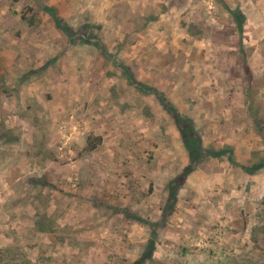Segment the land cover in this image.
<instances>
[{
  "label": "rangeland",
  "instance_id": "1",
  "mask_svg": "<svg viewBox=\"0 0 264 264\" xmlns=\"http://www.w3.org/2000/svg\"><path fill=\"white\" fill-rule=\"evenodd\" d=\"M261 34L264 0H0V264H264Z\"/></svg>",
  "mask_w": 264,
  "mask_h": 264
},
{
  "label": "crops",
  "instance_id": "2",
  "mask_svg": "<svg viewBox=\"0 0 264 264\" xmlns=\"http://www.w3.org/2000/svg\"><path fill=\"white\" fill-rule=\"evenodd\" d=\"M259 38L257 40H260L261 42H264V35H259ZM256 57L255 61H260L261 63L264 62V46L261 48L259 44L253 47L252 49V57ZM253 59V58H252ZM253 90V89H252ZM255 97L254 99H248V120L252 122V125L254 127V124H256L259 128V130L262 132L264 128L261 127L260 123L258 122L261 120V122H264L263 113H264V85H261L260 87L256 88L254 90ZM259 103L261 106V111L258 109L256 104ZM259 111V112H258ZM258 115V119H256V116ZM254 121V123H253ZM255 132V131H252Z\"/></svg>",
  "mask_w": 264,
  "mask_h": 264
},
{
  "label": "trees",
  "instance_id": "3",
  "mask_svg": "<svg viewBox=\"0 0 264 264\" xmlns=\"http://www.w3.org/2000/svg\"><path fill=\"white\" fill-rule=\"evenodd\" d=\"M23 20H26V17L24 16V14L22 15ZM29 24H31V22H29ZM101 142L100 138H96V139H92V138H88L87 139V149L88 151L92 152L94 150L97 149V147L99 146Z\"/></svg>",
  "mask_w": 264,
  "mask_h": 264
}]
</instances>
